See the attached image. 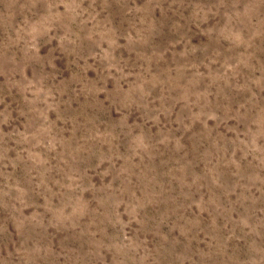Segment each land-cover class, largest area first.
<instances>
[{"label":"rangeland","instance_id":"374dc122","mask_svg":"<svg viewBox=\"0 0 264 264\" xmlns=\"http://www.w3.org/2000/svg\"><path fill=\"white\" fill-rule=\"evenodd\" d=\"M0 264H264V0H0Z\"/></svg>","mask_w":264,"mask_h":264}]
</instances>
